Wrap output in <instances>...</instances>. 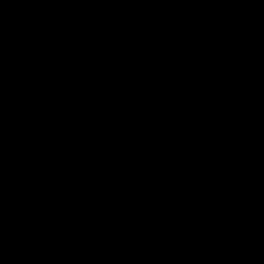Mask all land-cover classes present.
Here are the masks:
<instances>
[{
	"label": "water",
	"instance_id": "95a60500",
	"mask_svg": "<svg viewBox=\"0 0 264 264\" xmlns=\"http://www.w3.org/2000/svg\"><path fill=\"white\" fill-rule=\"evenodd\" d=\"M0 264H264V0H0Z\"/></svg>",
	"mask_w": 264,
	"mask_h": 264
}]
</instances>
